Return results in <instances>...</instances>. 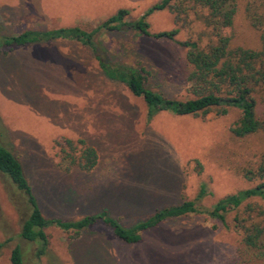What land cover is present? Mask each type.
<instances>
[{
  "label": "rangeland",
  "instance_id": "1",
  "mask_svg": "<svg viewBox=\"0 0 264 264\" xmlns=\"http://www.w3.org/2000/svg\"><path fill=\"white\" fill-rule=\"evenodd\" d=\"M157 1L0 0V39L65 27L89 32L119 9L128 11L125 22H131ZM263 1L234 0L231 29L224 31L233 45L259 47L246 7ZM146 22L150 33L177 29L178 42L200 46L211 38L193 10L177 18L168 10L155 12ZM98 34L97 43L113 62L148 72L150 90L166 99L192 98L184 81V49L129 29ZM239 115L235 109L224 116L160 112L148 122L142 100L101 77L88 48L64 41L0 46V144L19 162L46 220L75 221L104 210L129 228L154 211L193 200L201 184L206 195L195 207L211 210L219 199L252 187L255 182L245 180L243 171L264 163V132L245 138L231 134ZM256 116L264 119L262 104ZM84 146L97 156L88 173L69 162ZM24 207L0 175V264H9L16 246L24 264H252L231 223L236 214L242 216V207L225 215L228 227L206 213H192L144 231L136 244L121 242L102 223L79 236L49 225L46 252L37 259L35 245L18 236Z\"/></svg>",
  "mask_w": 264,
  "mask_h": 264
},
{
  "label": "trees",
  "instance_id": "2",
  "mask_svg": "<svg viewBox=\"0 0 264 264\" xmlns=\"http://www.w3.org/2000/svg\"><path fill=\"white\" fill-rule=\"evenodd\" d=\"M168 10L175 18L193 10L204 31L211 38L206 44L198 45L192 41L178 42L177 29L150 33L146 19L155 12ZM235 13L234 0H158L149 6L135 21L125 22L128 11L117 10L89 32L79 27H65L49 30H27L15 36L0 39V46L21 48L28 45H40L55 41L79 44L88 48L96 62L101 77L113 84H119L135 98L142 100L145 106V119L149 122L160 112L173 116H205L213 113L224 116L229 109L239 111V118L230 130L235 138H245L264 132V119L256 116L257 104L264 107V1L246 7L249 25L258 33L259 47L246 49L232 44L231 37L224 35L231 29ZM129 29L155 42H169L185 50L184 81L188 85L191 99L177 101L163 98L162 95L146 87L148 72L143 67H132L124 63L113 62L97 38L102 31ZM77 144L84 143L80 140ZM64 146L73 149L70 141ZM97 156L91 147L84 146L77 158H70L82 173L90 172L96 164ZM194 166L199 164L194 161ZM0 175L21 195L25 205L26 217L20 225L19 238L34 244L35 258L43 256L48 245L44 228L52 225L62 231H73L79 236L84 229L96 223L107 226L114 237L125 244H136L141 234L157 227L160 223L186 216L192 213H206L210 218L225 224L224 217L237 212L242 207V216L235 215L232 228L241 235V253L252 264H264V163L254 170H245L243 178L255 184L234 194L219 199L207 212L198 210L195 203L206 195L205 185L201 184L198 193L191 201L161 208L149 217L136 222L129 228L122 227L115 219L102 210L97 215L83 216L75 221L61 219L46 220L41 215L31 188L23 176L22 168L12 153L0 144ZM260 201V205L254 203ZM3 246L0 243V249ZM9 264H24L18 246L9 252Z\"/></svg>",
  "mask_w": 264,
  "mask_h": 264
}]
</instances>
